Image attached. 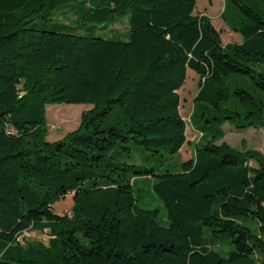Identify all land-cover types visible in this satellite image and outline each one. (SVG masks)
Segmentation results:
<instances>
[{
    "label": "trees",
    "instance_id": "16d2710c",
    "mask_svg": "<svg viewBox=\"0 0 264 264\" xmlns=\"http://www.w3.org/2000/svg\"><path fill=\"white\" fill-rule=\"evenodd\" d=\"M197 1L0 0V264H264V155L219 143L224 123L264 128V15L226 0L242 42L224 44ZM116 22L128 40L79 32ZM189 70L194 155L163 172L124 161L133 145L169 159L189 142ZM55 103L92 107L49 141ZM139 176L158 178L167 224L138 208ZM45 228L49 244L19 241Z\"/></svg>",
    "mask_w": 264,
    "mask_h": 264
},
{
    "label": "rangeland",
    "instance_id": "374dc122",
    "mask_svg": "<svg viewBox=\"0 0 264 264\" xmlns=\"http://www.w3.org/2000/svg\"><path fill=\"white\" fill-rule=\"evenodd\" d=\"M249 6L255 9L257 12L264 15V0H244ZM232 8L228 7L226 15L230 22H226L222 16L224 7L226 6V0H198L196 13L208 14L215 27L221 30V37L224 44L227 43H241L242 36L240 33L229 29V24L233 25V21L236 17L235 10L238 9V5L231 1ZM126 19H120L123 21ZM116 22L109 25L107 28L103 26H95L90 30L82 28L79 30L82 34L104 36L114 39L128 40L129 38V25L127 22ZM200 77L193 71L189 70L188 77L185 85L180 89L182 98L181 113L187 122V138L188 143L183 147L182 151L176 155L165 159L163 157L152 156L151 152L141 149V147L133 145V152L131 159H125L124 161L138 163L146 165L150 168H157V172H163L166 169L176 170L180 163L184 159H189L194 155L195 144L200 141V132L196 129L195 118L191 120V114L193 110L194 100L199 90ZM245 86L255 93V86L251 78L247 79ZM92 107L91 104H48L47 105V121H48V135L49 141H56L62 139L68 132L78 128L81 124L82 114L86 110ZM194 121V122H193ZM224 130V138L219 141L226 142L238 150L253 149L264 155V128L250 127L244 130H238L229 123L222 125ZM205 139L201 141V144L205 143ZM252 165L256 166L255 161H251ZM158 178L156 176H139L135 179L134 188L135 194L138 197V208L141 209H157L158 220L162 224H167L168 217L167 211L162 200L157 196L154 191V183ZM73 205L72 195L59 201L55 209L58 213L71 214V207ZM32 238L30 235H26ZM37 240H45L49 244V238L36 237ZM32 239V240H35ZM221 247V246H220ZM231 248V245L223 247L224 251Z\"/></svg>",
    "mask_w": 264,
    "mask_h": 264
},
{
    "label": "crops",
    "instance_id": "0c3cea01",
    "mask_svg": "<svg viewBox=\"0 0 264 264\" xmlns=\"http://www.w3.org/2000/svg\"><path fill=\"white\" fill-rule=\"evenodd\" d=\"M26 235H30L32 238H29L28 236H25V238L28 241H36L37 239H35L36 237H43L44 239L46 238H53V236L51 235L50 229L49 228H45L43 230H31L29 231V233H27ZM35 239V240H32ZM44 241L46 243L45 240H41Z\"/></svg>",
    "mask_w": 264,
    "mask_h": 264
},
{
    "label": "built area",
    "instance_id": "2783aa9c",
    "mask_svg": "<svg viewBox=\"0 0 264 264\" xmlns=\"http://www.w3.org/2000/svg\"><path fill=\"white\" fill-rule=\"evenodd\" d=\"M24 238H25V236H22V240H19V241H20V242H23Z\"/></svg>",
    "mask_w": 264,
    "mask_h": 264
}]
</instances>
